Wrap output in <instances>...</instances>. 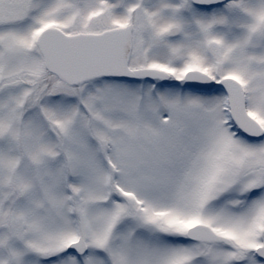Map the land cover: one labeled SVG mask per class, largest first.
Here are the masks:
<instances>
[{
	"label": "snow or ice",
	"instance_id": "snow-or-ice-1",
	"mask_svg": "<svg viewBox=\"0 0 264 264\" xmlns=\"http://www.w3.org/2000/svg\"><path fill=\"white\" fill-rule=\"evenodd\" d=\"M0 264H264V0H0Z\"/></svg>",
	"mask_w": 264,
	"mask_h": 264
}]
</instances>
